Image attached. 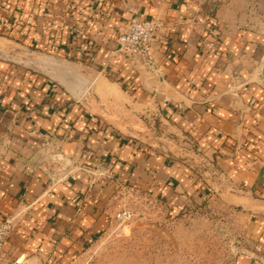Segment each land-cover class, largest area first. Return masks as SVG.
I'll return each mask as SVG.
<instances>
[{
    "label": "crops",
    "instance_id": "1",
    "mask_svg": "<svg viewBox=\"0 0 264 264\" xmlns=\"http://www.w3.org/2000/svg\"><path fill=\"white\" fill-rule=\"evenodd\" d=\"M127 8L163 24L164 80L119 51ZM246 8L256 0H0V221L14 219L0 264L76 258L125 184L175 212L221 192L252 214L235 264H264V33L234 28ZM9 57L61 60L88 91L74 101Z\"/></svg>",
    "mask_w": 264,
    "mask_h": 264
},
{
    "label": "rangeland",
    "instance_id": "2",
    "mask_svg": "<svg viewBox=\"0 0 264 264\" xmlns=\"http://www.w3.org/2000/svg\"><path fill=\"white\" fill-rule=\"evenodd\" d=\"M249 15L256 18L255 24L248 23ZM240 20L242 24L234 28L252 27L264 33V0H256L255 11L242 9ZM177 149L180 158L190 159L183 143ZM97 176L108 175L100 170ZM221 194L211 193L206 200L188 203L175 212L125 184L108 195L107 230L65 264H235L253 248L248 235L252 214ZM122 210L132 212L124 224L114 220Z\"/></svg>",
    "mask_w": 264,
    "mask_h": 264
},
{
    "label": "built area",
    "instance_id": "3",
    "mask_svg": "<svg viewBox=\"0 0 264 264\" xmlns=\"http://www.w3.org/2000/svg\"><path fill=\"white\" fill-rule=\"evenodd\" d=\"M132 14L127 26L119 37V51L134 62H138L150 76L164 80L165 72L157 61L154 51L155 35L163 29V24L155 19L140 20L138 10L127 8ZM132 212L122 210L114 218L117 223L130 221ZM14 230V219L10 216L0 221V253ZM25 257H20L16 264H22Z\"/></svg>",
    "mask_w": 264,
    "mask_h": 264
},
{
    "label": "water",
    "instance_id": "4",
    "mask_svg": "<svg viewBox=\"0 0 264 264\" xmlns=\"http://www.w3.org/2000/svg\"><path fill=\"white\" fill-rule=\"evenodd\" d=\"M6 60L20 66L41 65L48 68L50 70L49 78L56 82H61L74 101L80 100L88 91V81L71 66L56 58L46 57L43 60L31 61L9 57ZM57 66H59V69Z\"/></svg>",
    "mask_w": 264,
    "mask_h": 264
}]
</instances>
